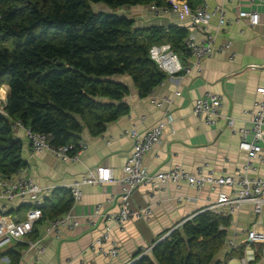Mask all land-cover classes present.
Masks as SVG:
<instances>
[{"label": "crops", "instance_id": "obj_1", "mask_svg": "<svg viewBox=\"0 0 264 264\" xmlns=\"http://www.w3.org/2000/svg\"><path fill=\"white\" fill-rule=\"evenodd\" d=\"M193 7L207 1L209 5L223 4L227 16L235 19L240 10L256 8L260 13V22L250 26L248 19L243 18L218 28V19L214 18L210 30L217 35V43L231 40L235 55L216 52L211 58L203 62L201 72L193 71L181 78L166 77L163 84L156 87L147 97L141 98L135 88L125 98L129 104L130 112L107 125L106 131L99 136H92L87 129L82 139L89 145L82 152L80 160L74 163H62L52 155L35 153L25 130L16 129L17 137L24 143L23 159L28 163L26 171L34 177L41 186H53L51 193L44 194L46 198H53L58 189H70L69 185L78 179L88 168L96 165H107L112 168L116 177L123 175V167L133 150L132 140L124 136V132L134 125L142 134L148 132L154 125L165 117L167 105L158 107L151 101L152 98L169 96L172 103L169 105L173 121L165 127L163 142L145 156V164L151 172L168 169L174 165H181L188 170L195 171L203 163H208L207 169L214 170L216 174H233L248 160L246 152L240 149L239 129L249 127V116L243 113L244 109H253L262 99L257 88L264 85V0H189ZM109 9L105 5H99ZM157 7V10L153 8ZM116 13L126 16L134 21L138 29L168 30L171 27L184 29L188 35L190 27L182 22L178 14L165 9L164 5L157 3L122 6ZM199 38L204 33H197ZM148 36V35H147ZM168 36L160 33L152 39L153 45L169 41ZM175 52L182 61L187 55L177 35ZM257 64V68L250 65ZM123 78L127 83V77ZM3 97L7 99L8 86L5 85ZM1 88V89H2ZM181 91V95L175 92ZM207 93H217L222 98V117L216 124L208 125L200 121L193 114L196 99L206 96ZM226 117L234 119V125L229 126ZM259 176H264V161L254 162ZM120 183H104L101 185H87L83 187V198L80 203L70 209L74 219L80 224L72 231L66 232L60 239L45 237L42 241L46 247L41 264H107L108 259L97 255L91 246L93 241L104 229L106 219L102 215L95 216V210L100 207L102 213L111 215L116 213L121 205ZM182 199L179 201L178 198ZM190 198V200L187 199ZM216 198V192L209 187L201 190L181 183L180 187L173 183L164 185L161 189H153L150 185L140 186L131 198V207L151 205L152 215L148 218L132 219L127 223L124 231L114 227L112 237L120 248L119 255L112 259L113 264H129L138 252H146L156 241L160 240L169 230L184 223L208 206L210 200ZM29 204L17 199L11 205V214L24 219ZM26 210L21 216V210ZM69 209V210H70ZM231 225L225 248L218 255V259H225V254L232 250L228 241L234 240L237 248L246 249V232L257 221V214L252 205H246L239 211H233ZM93 217L94 224H89L87 218ZM46 222L37 226L38 236L44 237ZM264 225V223H263ZM264 228V226L262 227ZM107 247L111 243L106 244ZM253 248L259 251L251 264H264V244L257 243ZM237 256V263L239 258ZM228 260L227 264H231ZM0 264H7L0 262ZM18 264H36L33 253L26 247L23 250Z\"/></svg>", "mask_w": 264, "mask_h": 264}, {"label": "trees", "instance_id": "obj_2", "mask_svg": "<svg viewBox=\"0 0 264 264\" xmlns=\"http://www.w3.org/2000/svg\"><path fill=\"white\" fill-rule=\"evenodd\" d=\"M151 3L166 5L168 0H0V89L8 86L0 109L2 175L28 166L23 140L15 133L17 121L47 134L52 145L74 144L77 151L85 129L99 136L109 123L129 114L125 98L131 88L145 98L165 80L150 55L155 35L163 31L174 50L176 41L171 40L177 35L187 55L184 29L141 30L115 11ZM100 4L109 9L96 7ZM72 205L70 189L56 190L45 199L39 224ZM230 225L231 215L204 209L129 264H227L243 253L238 247L225 254L226 260L218 259ZM36 237L37 227L30 235ZM26 247V242H16L0 249V260L8 257L18 264Z\"/></svg>", "mask_w": 264, "mask_h": 264}, {"label": "built area", "instance_id": "obj_3", "mask_svg": "<svg viewBox=\"0 0 264 264\" xmlns=\"http://www.w3.org/2000/svg\"><path fill=\"white\" fill-rule=\"evenodd\" d=\"M257 0H251L255 4ZM165 9L178 14L182 22L188 23L189 33L185 38L187 59L182 61L171 43H161L153 45L150 50L152 59L155 60L159 69L165 73L166 77L181 78L189 75L193 71L199 73L203 68V62L211 58L217 51L229 53L231 57L235 55L233 43L227 40L224 43H217V35L210 30L212 20L218 19L217 25L222 29L227 24L240 19H248L250 26H256L260 22V13L256 8L240 10L235 19L227 16L223 4L209 5L204 1L200 5L193 7L188 0H168L164 5ZM157 10L156 6H153ZM198 32L204 33L203 38H199ZM251 68L259 65L252 64ZM163 84V82L161 83ZM262 94V99L253 109H244L243 113L249 116V127L239 129L241 150L246 152L248 160L233 174H216L214 170L207 169L208 163L198 166L195 171L186 169L181 165H174L168 169L158 172H151L145 164V156L155 147L163 142L165 127L173 121L169 105L172 98L164 96L162 98H152L151 101L158 107L167 105L165 117L154 125L148 132L142 134L134 125L124 132V136L129 137L133 143V150L128 157L124 167L123 175L116 177L111 167L107 165H96L88 168L83 174L73 181L69 188L73 197V207L81 202L83 198V187L87 185H101L104 183H120L121 205L116 213L107 215L102 213L100 207L95 210V216L102 215L106 219L104 229L92 243V250L97 255L108 259L107 264H113L112 259L120 252L117 241L112 237L114 227L124 231L127 223L132 219L148 218L152 215L151 205L131 207V198L134 192L142 185H150L153 189H161L164 185L173 183L180 187L186 182L198 190L209 187L216 192V198L210 200L205 209L228 215L233 211H239L246 205H252L257 214V221L251 229L246 232V249L239 258V264H251L259 253L253 245L264 244V176L257 174L258 167L255 160L264 161V85L257 88ZM176 95H181L177 90ZM6 104V99H5ZM0 105V109H4ZM222 98L217 93H207L206 96L196 99L193 106V114L208 125H213L222 117ZM229 126L234 125L232 117H226ZM15 130L22 128L25 130L27 139L30 141L35 153L52 155L57 161L62 163H74L80 160L82 152L88 147L85 140L80 142V148L75 151L74 144L54 146L51 144L47 134L35 132L26 127L21 121L14 125ZM53 186H41L31 176L26 168L19 170L12 176H4L0 172V249L4 250L16 242H26L27 248L33 253L36 264H41L46 247L42 241L45 237L60 239L66 232L72 231L80 224L74 219L71 209L55 219L47 220L44 237L31 239L30 235L39 226L43 218L42 206L44 204V194L51 193ZM17 199L29 204L24 219H19L11 214V205ZM182 198L179 197L180 201ZM190 200L189 197H187ZM89 224H94L93 217L87 218ZM183 223L177 225L181 226ZM175 228L169 230L161 239L171 235ZM160 239V240H161ZM110 242L111 246L106 244ZM232 249L237 248L234 240L228 241ZM154 246V245H153ZM152 246V247H153ZM152 247L142 254L151 252ZM260 254H258L259 256ZM263 255H260L262 258ZM1 262V260H0ZM2 262L11 264L8 257L2 258ZM72 264V263H69Z\"/></svg>", "mask_w": 264, "mask_h": 264}, {"label": "rangeland", "instance_id": "obj_4", "mask_svg": "<svg viewBox=\"0 0 264 264\" xmlns=\"http://www.w3.org/2000/svg\"><path fill=\"white\" fill-rule=\"evenodd\" d=\"M96 7H100L99 5H97ZM1 90V93H0V105H4L5 104V98L3 97V94L5 93L4 92V88H2V89H0ZM25 209L24 210H21V213H20V215L21 216H24V214H25ZM237 258H234V260H231V264H235V263H237ZM1 262H2V259H1Z\"/></svg>", "mask_w": 264, "mask_h": 264}]
</instances>
